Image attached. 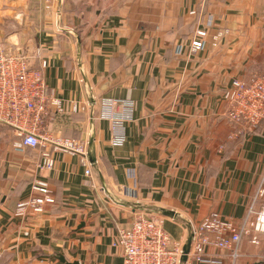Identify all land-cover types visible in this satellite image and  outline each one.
Instances as JSON below:
<instances>
[{"label": "crops", "instance_id": "0c3cea01", "mask_svg": "<svg viewBox=\"0 0 264 264\" xmlns=\"http://www.w3.org/2000/svg\"><path fill=\"white\" fill-rule=\"evenodd\" d=\"M199 30L208 34L195 49ZM0 44L34 68L46 60L61 102L37 147L16 148L0 123V264H123L113 243L138 213L159 216L185 246L211 213L240 223L264 204V123L231 122L224 97L233 79L264 76V0H0ZM106 98L135 104L120 145ZM36 178L56 202L17 215ZM239 252L208 246L216 262L199 264H264V237H243Z\"/></svg>", "mask_w": 264, "mask_h": 264}, {"label": "built area", "instance_id": "2783aa9c", "mask_svg": "<svg viewBox=\"0 0 264 264\" xmlns=\"http://www.w3.org/2000/svg\"><path fill=\"white\" fill-rule=\"evenodd\" d=\"M53 1L45 0L47 5ZM207 34L206 30H199L192 41L193 47L200 49ZM47 64L43 60L41 66L34 68L28 56L12 53L0 44V123L14 129L18 149L37 147L50 140L49 136L42 134L43 124L50 107H59L61 102L51 93L45 79ZM224 94L228 120L241 127L264 123V76L251 81L235 78ZM134 107L131 100H104V118L112 121L114 144L125 141V123L132 119ZM56 144L85 157L88 154L86 145L74 139H58ZM43 158L40 168L52 169L54 159L49 154H44ZM86 173L90 175L91 170L87 169ZM32 190L34 195L18 203L17 215L41 213L46 206L56 202L48 181L36 178ZM127 193L135 195L133 190ZM245 236H249L252 243L260 244L261 236L264 237V204L258 210L251 209L240 223L224 219L218 213L205 217L192 232L186 262H183L184 244L173 239L164 228L163 220L154 214H136L129 227L119 229L113 244L123 250V264H199L216 262L206 253L208 246L230 250L232 257L238 258L239 245Z\"/></svg>", "mask_w": 264, "mask_h": 264}, {"label": "water", "instance_id": "95a60500", "mask_svg": "<svg viewBox=\"0 0 264 264\" xmlns=\"http://www.w3.org/2000/svg\"><path fill=\"white\" fill-rule=\"evenodd\" d=\"M191 244H192V236L189 237L187 243L184 246V255H183V262H186L188 259V254L191 249ZM61 260L64 262V264H79V262H68L64 257L61 258Z\"/></svg>", "mask_w": 264, "mask_h": 264}, {"label": "rangeland", "instance_id": "374dc122", "mask_svg": "<svg viewBox=\"0 0 264 264\" xmlns=\"http://www.w3.org/2000/svg\"><path fill=\"white\" fill-rule=\"evenodd\" d=\"M203 46H204V45H203ZM203 46H202V47H203ZM202 47H201V48H202ZM201 48H200V49H201ZM195 49H196V48H195ZM224 96H225V94H224ZM225 99H226V98H225Z\"/></svg>", "mask_w": 264, "mask_h": 264}]
</instances>
